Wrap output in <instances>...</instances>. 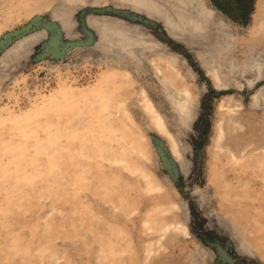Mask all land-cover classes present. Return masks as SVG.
<instances>
[{
	"label": "rangeland",
	"instance_id": "374dc122",
	"mask_svg": "<svg viewBox=\"0 0 264 264\" xmlns=\"http://www.w3.org/2000/svg\"><path fill=\"white\" fill-rule=\"evenodd\" d=\"M218 1L0 0V264H264V0Z\"/></svg>",
	"mask_w": 264,
	"mask_h": 264
},
{
	"label": "bare ground",
	"instance_id": "6f19581e",
	"mask_svg": "<svg viewBox=\"0 0 264 264\" xmlns=\"http://www.w3.org/2000/svg\"><path fill=\"white\" fill-rule=\"evenodd\" d=\"M218 77V74L215 75ZM190 98V95L188 92H185V93H181L180 96L178 97V99L176 100V103H182V102H186L189 100ZM185 105V104H184Z\"/></svg>",
	"mask_w": 264,
	"mask_h": 264
},
{
	"label": "water",
	"instance_id": "95a60500",
	"mask_svg": "<svg viewBox=\"0 0 264 264\" xmlns=\"http://www.w3.org/2000/svg\"><path fill=\"white\" fill-rule=\"evenodd\" d=\"M56 43H57V41H54L53 42V49H52V53L54 54V55H56V56H62V53L61 52H59V50L56 48Z\"/></svg>",
	"mask_w": 264,
	"mask_h": 264
},
{
	"label": "flooded vegetation",
	"instance_id": "af4514ba",
	"mask_svg": "<svg viewBox=\"0 0 264 264\" xmlns=\"http://www.w3.org/2000/svg\"><path fill=\"white\" fill-rule=\"evenodd\" d=\"M218 8L223 9L229 13H231L230 9H227L224 5H222L218 0H212Z\"/></svg>",
	"mask_w": 264,
	"mask_h": 264
}]
</instances>
